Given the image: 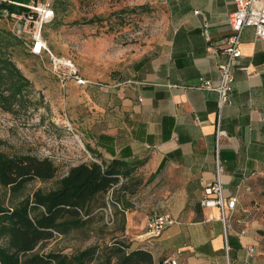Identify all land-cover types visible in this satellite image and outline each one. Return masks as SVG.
Wrapping results in <instances>:
<instances>
[{"label": "crops", "instance_id": "1", "mask_svg": "<svg viewBox=\"0 0 264 264\" xmlns=\"http://www.w3.org/2000/svg\"><path fill=\"white\" fill-rule=\"evenodd\" d=\"M149 2L159 29L143 46L113 54L102 44L96 72H80L102 86L70 82L67 98L85 117L89 153L128 165L115 186L119 237L164 264H264V41L252 27L243 30L242 56L232 67V104L223 107L219 124L218 94L196 88L220 82L235 0ZM204 21L212 53L201 34ZM218 163L224 196L237 199L226 226L219 209L202 205ZM163 214L175 223L143 241L150 219Z\"/></svg>", "mask_w": 264, "mask_h": 264}, {"label": "rangeland", "instance_id": "2", "mask_svg": "<svg viewBox=\"0 0 264 264\" xmlns=\"http://www.w3.org/2000/svg\"><path fill=\"white\" fill-rule=\"evenodd\" d=\"M53 6L55 19L45 26V39L55 57L72 61L80 72H96L97 50L102 44L110 54L119 49L143 46L160 27L149 0H54ZM13 31V21L0 14V48L8 51L30 80L31 87L25 107L17 104L12 112L0 108V152L47 158L57 167L58 173L55 179L47 182L33 180L15 198L0 184V201L7 206L18 203L23 197H31L38 189H53L57 179L71 167L86 161L83 149L89 152L80 105L72 109L67 104L70 83L64 89L52 72L51 57L30 54L25 44L27 38L19 42ZM139 184L138 180L134 182L135 186ZM111 206L115 212V206ZM120 233L115 223L111 226L95 223L84 232L75 231L66 237L52 239L37 252L73 254L96 245L101 249Z\"/></svg>", "mask_w": 264, "mask_h": 264}, {"label": "trees", "instance_id": "3", "mask_svg": "<svg viewBox=\"0 0 264 264\" xmlns=\"http://www.w3.org/2000/svg\"><path fill=\"white\" fill-rule=\"evenodd\" d=\"M9 1L29 3V0H6L0 3V14L6 9L28 11ZM30 87V80L8 51L0 48V108L12 112L17 104L25 107ZM93 157L94 160L71 167L49 191L38 189L31 197H23L11 206L0 201V264H164L163 261L155 262L148 249L133 247L119 235L101 249L96 245L73 254L37 252L57 237L84 232L95 223L102 226L115 223L116 213L111 204L121 205L115 196V186L119 177L128 173V165L122 160L107 163ZM57 173V167L47 158L0 152V184L9 190L12 198L18 197L33 180L47 182L55 179ZM109 207L112 210L111 225L105 213ZM118 230L122 232V228Z\"/></svg>", "mask_w": 264, "mask_h": 264}, {"label": "built area", "instance_id": "4", "mask_svg": "<svg viewBox=\"0 0 264 264\" xmlns=\"http://www.w3.org/2000/svg\"><path fill=\"white\" fill-rule=\"evenodd\" d=\"M6 0H0V3H5ZM9 3L26 8L25 12H11L3 10L1 15L14 23V35L19 38H27L25 42L28 51L34 56H43L47 54L51 57L52 72L58 78L60 85L66 89L70 82L75 83L80 88L102 86L101 83H94L84 78L79 69L72 61L59 59L55 57L44 37V28L47 24L55 19L54 0H29L28 4H20L9 1ZM235 11L229 15V25L232 35L228 37L226 46L223 50L224 54L228 55L225 63L219 66L221 79L216 86L210 81L202 82L196 89L213 91L218 94V113L219 124L221 119V111L224 106L231 105V92L234 76L232 73L233 63L236 59L242 56L240 49L243 30L246 27H252L258 39L264 41V0H235ZM198 14V12H195ZM202 37L207 43V51L214 52L213 39L210 32V24L204 21L201 31ZM70 131L73 133V128L69 124ZM222 139V132L218 128L216 140L219 145ZM85 151V160H94V157ZM222 169L217 164L216 175L217 179L214 183L207 185L204 188V198L202 205L206 208H217L221 213V222L226 226L228 219L235 210L237 203L236 198L226 199L224 189L221 183ZM112 191H110L111 199ZM108 215V224L111 225L112 210L109 207L105 210ZM110 220V221H109ZM175 223V219L169 214L156 215L150 219L146 232L142 235V240L158 238L169 226ZM226 240V250L229 251V246ZM255 249H249V255L254 254ZM171 264H176L174 261Z\"/></svg>", "mask_w": 264, "mask_h": 264}]
</instances>
